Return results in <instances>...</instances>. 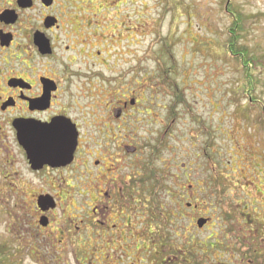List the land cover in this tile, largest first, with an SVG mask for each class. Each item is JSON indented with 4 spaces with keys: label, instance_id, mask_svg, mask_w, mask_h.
<instances>
[{
    "label": "rangeland",
    "instance_id": "obj_1",
    "mask_svg": "<svg viewBox=\"0 0 264 264\" xmlns=\"http://www.w3.org/2000/svg\"><path fill=\"white\" fill-rule=\"evenodd\" d=\"M91 1L94 13L103 10L98 20L104 34L115 35L121 68H131L130 92L140 105L128 117L125 130L115 133L116 151L101 170L94 155L83 163L81 158L73 172L48 177L49 187L65 194L58 211L62 224L66 220L70 225L77 217L75 223L84 219L83 228L91 232L88 213L97 193L115 186L114 190L124 188L130 194L125 202L137 211L131 218L135 217L132 231L147 230V236L145 241L138 237L121 241L124 248H117L110 264H157L152 254L155 228L161 225L169 235L171 248L163 249L171 264H187L185 259L189 264H255V256L264 262V0ZM233 13L243 16L239 47L249 51L245 54L252 65L249 70L226 51ZM124 22L132 32L121 37ZM11 145L9 135L0 141V264H90V238L78 237V262L70 250L68 254L62 250L73 246L75 239L63 238L59 227L47 232L37 227L30 215L31 187L40 178L21 162L9 163L18 161L9 151ZM124 145L138 151L128 154ZM86 146L84 155L90 153ZM151 170L157 174L147 186L144 180ZM216 178L226 189L224 204L216 196L218 186L212 185ZM190 201L199 204L197 220L214 219L208 229L199 230L197 220L194 228L179 219L173 225L170 218L165 220L169 209L186 208ZM224 208L242 213L229 216L239 218L242 244L237 254L225 245L227 221L220 215ZM109 213L110 223H120L118 210Z\"/></svg>",
    "mask_w": 264,
    "mask_h": 264
},
{
    "label": "flooded vegetation",
    "instance_id": "obj_2",
    "mask_svg": "<svg viewBox=\"0 0 264 264\" xmlns=\"http://www.w3.org/2000/svg\"><path fill=\"white\" fill-rule=\"evenodd\" d=\"M91 4V0H0V141L9 135L13 141L9 151L16 153L13 154L14 158L18 157V161L13 159L9 163L15 165L21 162L29 173L40 178L39 183L31 187L34 191L31 193L33 206L30 215L37 227L43 232L59 227L63 238L75 239L73 246L67 244L62 250L67 254L70 250L78 262L81 250L76 241L79 236H87L93 253L90 264H110L108 261L115 258L117 248H124L121 241L136 237L139 241L146 240L147 230L132 231L135 217L133 220L131 218L133 212L137 211L129 201L125 202L130 194H125L124 188L114 190L115 186L98 192L97 201L91 207V213H88L92 221L88 226L93 228L90 232L83 228L84 219L77 224L75 217L70 219V225L66 220L62 224L58 211L62 209V196L65 194L59 189L54 191L50 188L48 178L52 174L73 172L81 158L83 163L94 155L97 156L95 166L101 170L102 164L109 161L112 152L116 151L113 149L115 133L125 130L122 127L127 125L128 117L140 105L130 92L131 68H121L123 59H118L115 53V35L104 34L106 30L98 20L103 10L94 13L96 10ZM113 7L111 5L108 10ZM120 30L123 32V35H119L121 37L132 32L125 22ZM69 129L78 135L74 162L65 168L45 165L41 170H33L21 141L29 142L38 151L37 156L43 157L39 150L47 134L51 130L63 133ZM85 144L90 153L84 155ZM131 147L134 146L124 145L123 151L130 154L127 149ZM134 148L136 153L138 148ZM9 151L7 153L11 155ZM119 153L123 155L121 151ZM121 155L120 161L123 159ZM42 196L52 197L56 207L46 211L40 208L38 200ZM112 209L119 211L120 223H110L108 215ZM197 209L189 205L187 208L169 209L171 213L164 218H170L172 225L173 220L179 219L182 223L186 222V226L194 228ZM236 212L242 215L235 209H220L222 221H227L225 227L221 228L229 232L225 234L224 230L225 245L235 249V254L242 244L237 232L239 218L229 219V216ZM210 219L203 228L197 226L199 230L208 229L214 222L212 217ZM43 221L47 223L46 226ZM144 223L146 221L141 225ZM160 228L163 226L155 228L154 237L158 240H154L152 256L157 259V264H171L170 256H164V251L168 250L163 249L165 246L171 248L169 235H164V230ZM150 233L154 234V230ZM28 234L31 235V231ZM62 241L59 242L60 246ZM258 259L261 258L255 256V264H264ZM183 262L189 264L187 259Z\"/></svg>",
    "mask_w": 264,
    "mask_h": 264
},
{
    "label": "water",
    "instance_id": "obj_3",
    "mask_svg": "<svg viewBox=\"0 0 264 264\" xmlns=\"http://www.w3.org/2000/svg\"><path fill=\"white\" fill-rule=\"evenodd\" d=\"M23 140V136H21ZM78 135L74 130L69 129L66 132L57 133L54 130H51L46 136V141L42 145L40 153L43 157L37 156V150L33 146L29 145V142L21 141L22 146L25 148L28 159L33 170H41L43 166L48 165L52 168H64L71 165L74 161V155L78 145ZM39 149V148H38ZM129 153H134L135 148H128ZM38 205L44 211L49 209H54L56 207L55 202L50 196H42L38 200ZM210 220L200 219L198 221L199 228H203ZM43 225H47L43 221Z\"/></svg>",
    "mask_w": 264,
    "mask_h": 264
},
{
    "label": "trees",
    "instance_id": "obj_4",
    "mask_svg": "<svg viewBox=\"0 0 264 264\" xmlns=\"http://www.w3.org/2000/svg\"><path fill=\"white\" fill-rule=\"evenodd\" d=\"M226 10L231 15V13H230L231 5H227V9ZM233 19H234V22H233L234 24H233V27L229 31L230 39H229V42L226 45V51L233 58L238 59L240 61V63H241L243 68L249 70V69L252 68L251 67L252 65L250 64V62L247 61V58H246V55H245V54H249V51H248V49L246 47H242V48L239 47L240 39L242 40L241 32L243 31V26H244L243 16L241 14H239V13L238 14L237 13H233ZM247 78H249V76H247ZM246 97H247V95H246ZM249 102L255 108V106H256L255 102L253 100H251V99L249 100ZM262 111H263V115H264V108L262 109ZM155 150H156V148H155ZM150 164H152V163H150ZM156 174L157 173L154 170H151V176H149L146 180H144V183H146L147 186H148V183L150 181H153V178L156 176ZM186 180L188 182V178ZM142 181H143V179H142ZM213 183L214 184H212V185L218 186L215 189L217 198L219 197L221 199V201H220L221 204H224L223 198H225V196H226V191H224V190H226L224 184H222L221 181L218 178H216V181L213 182ZM188 185L193 187V185L191 183H188ZM189 203L192 204V207H195V206L199 207V204L197 202L190 201L187 204H189ZM157 207H158V205L155 204V208H157ZM186 207H187V205H186ZM155 208H154V210H156Z\"/></svg>",
    "mask_w": 264,
    "mask_h": 264
}]
</instances>
